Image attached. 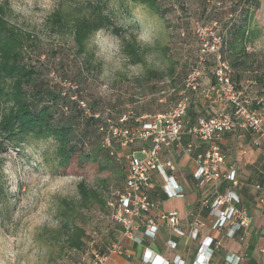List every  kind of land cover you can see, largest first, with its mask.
I'll use <instances>...</instances> for the list:
<instances>
[{"label": "rangeland", "instance_id": "374dc122", "mask_svg": "<svg viewBox=\"0 0 264 264\" xmlns=\"http://www.w3.org/2000/svg\"><path fill=\"white\" fill-rule=\"evenodd\" d=\"M96 1L0 0L6 4L9 23L25 35L23 63L34 68L37 82L63 100L54 107L56 118L76 127L80 150L93 161L81 168L73 162L64 171L57 167L51 139L31 141L22 147L6 145L0 176V264L92 263L108 229L116 227L111 223L108 204L115 203L124 179L123 172H117L118 163L108 155L104 138L95 131L98 121L104 128L107 122L117 124L125 117L130 129L141 127L154 116L139 117L142 109L163 105L157 100L174 94L172 90H182L194 70L200 72V93L205 92L214 84L217 49L229 64L236 90L251 103L264 96V0H260L250 24L256 34L242 44L243 49L234 39L242 23L245 0H156V11L131 0H104L105 11L121 33L115 36L100 31L79 52L71 33L66 28L58 30L48 18L60 6L72 8ZM133 40L139 63H133L122 51V43ZM202 49L209 53L199 66ZM149 71L156 76L150 77ZM216 105L215 111L223 110L218 101ZM111 147L127 173L121 151L127 147L118 143ZM100 164L107 167L101 170ZM254 172L261 175L264 164L257 165ZM81 181L97 190L104 204H93L83 211L85 246L73 251L65 247L67 232L58 214L64 208L62 201L77 202L76 186ZM239 182L241 188L255 185L249 179ZM118 240L123 250L128 239L120 234Z\"/></svg>", "mask_w": 264, "mask_h": 264}, {"label": "built area", "instance_id": "2783aa9c", "mask_svg": "<svg viewBox=\"0 0 264 264\" xmlns=\"http://www.w3.org/2000/svg\"><path fill=\"white\" fill-rule=\"evenodd\" d=\"M208 53L207 49L200 51L197 60L199 66L205 63ZM214 53V84L211 85L209 91L215 94L216 100L223 106L222 111H216L208 117H198L191 125L185 123L189 93L199 94L201 91L200 72L194 70L187 76L184 88L178 92L177 101L165 113L149 117V121L136 129L126 126L125 117L119 119L117 124L107 122L104 128H99V131L105 134L104 144L109 148V155L117 162L120 158L113 151L112 143H118L122 148L135 141L150 143V148L142 151V157L131 153L125 154L127 175L124 186L116 193L115 203L108 204L112 210L110 220L121 227L122 238L140 243L141 239L136 238L135 232L139 230V222L144 216L148 217L143 224V236L147 239H154L158 232V224L153 217H150V213L157 209V203L148 193L152 172H157L163 178V189L169 197L183 196L182 190L175 184L173 178L165 174L164 168L173 169L172 163L169 161L161 163L159 157L163 147L181 146L185 136H190L199 143L207 145L203 153H197L193 158V178L197 188L209 187V196L202 200L201 206L213 219L212 230L225 231L227 237L231 239L238 237L240 241L244 240L249 230L251 218L244 210L237 207L240 200L233 190L239 185L235 171L231 168L228 173L221 172L225 158L219 142L226 133L243 132L254 137L256 142H262L264 150V96L256 99L254 103L246 100L243 92L236 90L233 86L229 64L221 58L218 49ZM80 105L85 107L82 102ZM191 148L192 145L189 144L187 150L190 151ZM222 180L230 183L232 190L220 193L219 185ZM253 190L255 191V202L261 207L264 216V189L261 185L255 184ZM159 220L174 235L184 236L176 211L160 214ZM198 226L202 224L195 219L188 232V236L193 240L197 238L196 227ZM239 233L241 236H238ZM212 245L211 238H205L200 243L196 258L197 261L200 259V264H210L209 260L213 253ZM259 251L264 254V238ZM111 255H123L120 242L112 244L106 254H93L91 264H107ZM157 258L156 255L146 256V253L143 255V260L147 264H159ZM233 260L235 264L239 261L238 258ZM233 260L228 259L229 262Z\"/></svg>", "mask_w": 264, "mask_h": 264}, {"label": "trees", "instance_id": "16d2710c", "mask_svg": "<svg viewBox=\"0 0 264 264\" xmlns=\"http://www.w3.org/2000/svg\"><path fill=\"white\" fill-rule=\"evenodd\" d=\"M131 1L137 5L157 10L156 0ZM245 3L246 6L241 13L242 23L236 29L235 34L237 36L234 39V41L241 42V49L244 47L242 44L256 34L255 29H250V24L260 6V0H245ZM105 5L104 0H97L96 4L87 3L85 6L78 5L72 8H62L60 6L51 14L48 21L51 22L52 26H56L58 30L66 28L65 30L71 33L78 51L83 52L87 42L94 34L100 31H109L115 36H119L121 33L119 28L114 27L111 17L105 11ZM6 13V4H0V176L3 166L1 157L6 153V145L8 144L22 147L31 141L51 139L55 145L57 167L64 171L73 162L79 168L87 162H93L91 156L85 155L80 150L77 142L80 137L76 135V127L68 120L59 121L56 118L54 107L58 102L63 103V100L59 98L58 94H53L43 83L37 82L34 68L23 63L25 35L9 23ZM26 39H29V36H26ZM134 44V40L133 42H123L122 51L133 63H139L141 58L137 54ZM228 47L232 49L234 46L230 43ZM148 75L155 77L156 72L149 71ZM190 94L185 118L187 125L193 124L198 117H204L193 114L192 98L195 99L198 96L195 97L196 93L191 92ZM100 123L98 121L96 124L95 131L104 138L105 134L99 131V128L102 127ZM114 161L117 162L116 159ZM117 163L119 165L117 172L118 174L124 173L121 176L124 177L125 181L127 173L120 166L123 163L120 160ZM106 167L100 164L101 170ZM76 190L79 196L77 202L62 201L61 205L64 208H60L58 215L63 222V228L67 232L66 249L81 251L85 246L83 240L85 229L81 225L85 223L83 211L89 209L93 204L103 205L104 203L102 202V195L93 188H87L83 181L77 184ZM111 223L116 227L108 229L107 235L102 241V246L98 249L99 254H106L107 249L112 244L119 242L118 236L122 234V229L118 224L112 221ZM111 241L113 243H110Z\"/></svg>", "mask_w": 264, "mask_h": 264}, {"label": "crops", "instance_id": "0c3cea01", "mask_svg": "<svg viewBox=\"0 0 264 264\" xmlns=\"http://www.w3.org/2000/svg\"><path fill=\"white\" fill-rule=\"evenodd\" d=\"M209 89L210 87L205 92L197 94L195 96H198L197 98H192L194 115L208 117L216 112L217 100ZM173 91L174 94L157 100L159 103H164L163 105H155V109L152 108L154 106H149L148 109L143 108L142 115L139 117L150 116L152 113L153 115L163 114L164 111L170 109L178 99V92ZM211 111L212 113H210ZM189 144L192 145L190 151L187 150ZM219 146L225 158V163L221 167L222 173H228L232 168L238 182L241 179H249L264 189V172H261V175L254 172L257 165L264 164L262 142H256L255 138L248 133H226L222 136ZM149 148V142L135 141L121 151L122 154L131 153L137 157H142V151ZM206 149L207 145L199 143L190 136L183 138L181 146L171 145L162 148L159 157L160 162L169 161L173 165V169L164 168L165 174L167 177L173 178L175 184L182 190L183 196L179 198L169 197L163 189V178L157 172H152L148 193L157 203V209L150 213V217H153L158 224V232L154 239L145 238L143 236V224L148 216L143 217L139 222V230L135 232L136 238L141 239V242L135 243L133 240H128L123 246V255H111L107 264H147L143 260L145 253L146 256H158L159 264H200V259L197 261L196 258L200 243L205 238L213 240L210 264H235L234 258L239 259L236 264H264V254L259 251L261 241L264 238V216L261 207L255 202V191L252 185H249V188L237 187L233 189L240 200L237 207L244 210L251 218V225L244 240L240 242L238 237L234 239L227 237L225 231L212 230L213 219L208 215V211L201 206L202 200L209 196V187L197 188L193 178V158L197 153H203ZM123 184L124 179L120 182V188L123 187ZM239 184L241 183L239 182ZM228 190H232L231 184L222 180L219 185L220 193H225ZM171 211L177 212L179 226L184 232V236L174 235L159 220L160 214ZM195 219L202 226L196 227L198 235L193 240L188 236V232ZM238 236H241V233ZM228 259L233 260L232 263Z\"/></svg>", "mask_w": 264, "mask_h": 264}]
</instances>
